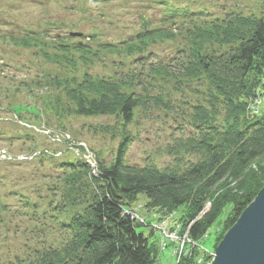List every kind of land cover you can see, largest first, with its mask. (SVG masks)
Returning a JSON list of instances; mask_svg holds the SVG:
<instances>
[{
  "label": "trees",
  "instance_id": "trees-1",
  "mask_svg": "<svg viewBox=\"0 0 264 264\" xmlns=\"http://www.w3.org/2000/svg\"><path fill=\"white\" fill-rule=\"evenodd\" d=\"M157 4H163L170 12L165 15V22L189 20L192 27L180 33L185 41L184 49L174 53L173 64L159 62L149 67L145 77L153 74L174 82L178 79L207 82L208 90L202 93L204 103L191 108L192 132L185 138L175 139L174 145L166 150L169 156L177 157L178 163L182 159L178 156L182 155L195 156L198 161L183 171L178 167L158 170L125 165L124 157L131 142L126 129L133 122L135 112L146 111L149 104L171 111L170 102L163 94L150 96L147 90L143 91L144 87L139 92L134 89V85L135 88L144 86L137 74L128 78V85H133L127 88L125 81L112 76L99 77L87 70L79 80L75 74L72 78H51L49 83L63 87L65 96L73 104L70 115L117 118L122 122V141L110 166L100 164L95 172L82 162L60 166L61 177L57 179L63 191L60 209L68 206L81 209L69 225L62 226L69 239L57 248L33 249L22 259L16 257L15 264H158L160 235L151 225L143 226L128 214L140 196L145 198V210L158 216L152 225L166 220L169 231L180 227V234L188 232V238L199 247L229 207L224 220L213 230L215 250L263 188L264 110L260 113L259 107L264 99V18L229 14V17L207 21L200 18L201 13H176L167 2ZM32 33L35 36L11 35L3 40L23 49L38 48L45 62L65 65L73 72L77 64L94 67L102 55H144L148 48L177 38L171 31L154 27L149 21L130 35L134 37L128 40L130 43L93 40L96 50L84 41L72 43L77 39L68 36L61 38L70 43L59 38L47 45L45 39ZM91 39L96 36L92 35ZM40 45L51 50L41 49ZM178 64L175 75L173 67ZM259 100L253 115L249 103ZM14 111L16 119L22 121L21 109ZM29 112L40 116L37 109L31 108ZM39 160L45 161L44 157ZM45 191L54 192V187ZM206 204H209L208 211L202 214ZM6 206L1 207L0 221L7 212ZM177 212L179 218H175ZM141 227L149 228L147 236L138 230ZM169 246L175 247L168 242L166 248ZM202 250L191 249L189 256L175 264H197L199 259L207 264L210 259Z\"/></svg>",
  "mask_w": 264,
  "mask_h": 264
},
{
  "label": "rangeland",
  "instance_id": "rangeland-1",
  "mask_svg": "<svg viewBox=\"0 0 264 264\" xmlns=\"http://www.w3.org/2000/svg\"><path fill=\"white\" fill-rule=\"evenodd\" d=\"M159 2H167L176 13H201L200 18L207 21L225 18L229 14L264 18V0H0V151L11 156V164L6 163L9 167L0 165V211L5 204V211L9 210V213L1 215L0 264H15L16 257L22 259L33 249L44 246L57 248L68 241V233L62 226L69 225L81 209L69 206L60 209L63 203L62 184L57 183L60 166L87 163L89 155L86 149L93 154L91 157L95 159L96 170L100 164L110 166L122 141V122L119 119L70 115L73 104L65 96L63 87L49 83L51 78L60 80L72 78L75 74V79L79 80L87 70L99 77L112 76L125 81L127 88L130 86L128 78L137 74L144 86L141 84L135 88L134 85V89L139 92L144 87L143 91L147 90L150 96L163 94L164 99L170 102L171 111L149 104L146 111L135 112L133 122L126 129L131 142L124 157L125 165L158 170L178 167L183 171L189 164L198 161L195 156L182 155L178 156L182 158L178 163L177 157L169 156L166 150L174 145L175 139L185 138L192 132L191 108L204 103L202 93L208 90L207 82L183 79L174 82L173 79L163 80L161 76L153 74L145 77L149 67L159 62L173 64L174 53L184 49L185 41L180 33L192 27L189 20L165 22V15L170 12L163 4H157ZM146 21L154 27L171 31L177 36L176 40L150 47L144 55H102V60L95 62L94 67L84 68L77 64L75 72L65 65L45 62L38 54V48L23 49L3 40L11 35L24 36L29 33L35 36L34 32L45 39L47 45H51L52 40L68 33H81L82 40L71 42L84 41L92 50H96L93 40L130 43V35L137 33ZM92 35L97 40L91 39ZM39 48L51 50L44 45ZM173 68L177 75L179 64ZM31 108L40 111V116L30 114ZM18 109H21L23 122L17 121L13 114ZM259 110L260 113L264 110V99ZM27 124L33 128L26 129ZM35 128L48 131L54 137L61 138L60 135H63L69 141L86 147L74 150V146L70 145L68 149L67 144L50 140L46 133L45 137L39 135ZM35 151L47 152L43 163L40 158L28 156ZM48 187H54V192L47 193L45 189ZM145 202V198L140 196L129 213L143 226H152L158 216L153 211L145 210ZM208 208L209 204H206L204 210L208 211ZM228 211L229 207L218 218L209 238L201 242L203 248L194 242L187 243L184 240L186 233L181 235L179 232L177 236L181 239L172 243L177 249L169 246L159 252L158 264H175L177 259L179 262L189 256L193 248L203 249L208 257L211 253L213 255L216 238L213 230L224 220ZM175 218H179V212ZM138 230L146 236L149 234L147 227ZM172 254H175L174 258ZM197 264H204L203 259H199Z\"/></svg>",
  "mask_w": 264,
  "mask_h": 264
},
{
  "label": "water",
  "instance_id": "water-1",
  "mask_svg": "<svg viewBox=\"0 0 264 264\" xmlns=\"http://www.w3.org/2000/svg\"><path fill=\"white\" fill-rule=\"evenodd\" d=\"M213 254L210 264H264V186Z\"/></svg>",
  "mask_w": 264,
  "mask_h": 264
},
{
  "label": "built area",
  "instance_id": "built-area-1",
  "mask_svg": "<svg viewBox=\"0 0 264 264\" xmlns=\"http://www.w3.org/2000/svg\"><path fill=\"white\" fill-rule=\"evenodd\" d=\"M255 105V109H254V113L257 112V107L259 105V102L258 101H255L253 103ZM131 214V213H129ZM131 216H133V214H131ZM152 228L160 235L161 237V243H160V246H159V252H162L163 250L166 249V246H167V243L170 242V243H173V242H178L181 238L177 236V234H179L180 232V227H176L173 231H169V224H168V221L164 220V221H161L155 225H152ZM188 232H186V237L184 238V240L187 241V243H190L192 242L189 238H188ZM178 240V241H177ZM175 250L177 249L176 247H174ZM182 251H183V248H182ZM189 250L186 249V253H188ZM175 253V252H174ZM184 253V254H186ZM173 258L175 256V254H172L171 255ZM209 259L210 261L207 263V264H210L212 259H213V256L212 254L210 255L209 254ZM178 260H176V262L178 263Z\"/></svg>",
  "mask_w": 264,
  "mask_h": 264
},
{
  "label": "bare ground",
  "instance_id": "bare-ground-1",
  "mask_svg": "<svg viewBox=\"0 0 264 264\" xmlns=\"http://www.w3.org/2000/svg\"><path fill=\"white\" fill-rule=\"evenodd\" d=\"M258 102H261V100H259ZM259 106V105H258ZM249 110L251 111V113L253 115H256V113H254V109H255V105L253 104V102H250L249 103V106H248ZM258 108V107H257ZM207 210H204L203 213H205ZM212 254V253H211ZM214 256V254L212 255Z\"/></svg>",
  "mask_w": 264,
  "mask_h": 264
}]
</instances>
